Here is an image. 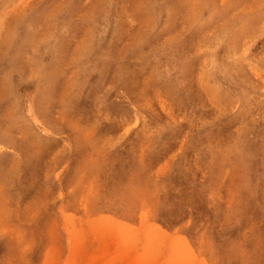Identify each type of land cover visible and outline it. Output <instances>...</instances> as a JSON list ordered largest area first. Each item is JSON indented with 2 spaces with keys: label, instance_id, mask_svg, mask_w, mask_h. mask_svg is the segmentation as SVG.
Returning <instances> with one entry per match:
<instances>
[{
  "label": "rangeland",
  "instance_id": "rangeland-1",
  "mask_svg": "<svg viewBox=\"0 0 264 264\" xmlns=\"http://www.w3.org/2000/svg\"><path fill=\"white\" fill-rule=\"evenodd\" d=\"M0 264H264V0H0Z\"/></svg>",
  "mask_w": 264,
  "mask_h": 264
},
{
  "label": "bare ground",
  "instance_id": "bare-ground-1",
  "mask_svg": "<svg viewBox=\"0 0 264 264\" xmlns=\"http://www.w3.org/2000/svg\"><path fill=\"white\" fill-rule=\"evenodd\" d=\"M115 7V6H114ZM16 59V58H15ZM17 62V61H16ZM23 64H24V62H23ZM12 67V66H11ZM22 71V70H21ZM2 81V80H1ZM210 203V202H209Z\"/></svg>",
  "mask_w": 264,
  "mask_h": 264
}]
</instances>
